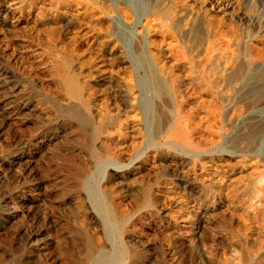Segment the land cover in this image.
<instances>
[{
  "label": "rangeland",
  "instance_id": "obj_1",
  "mask_svg": "<svg viewBox=\"0 0 264 264\" xmlns=\"http://www.w3.org/2000/svg\"><path fill=\"white\" fill-rule=\"evenodd\" d=\"M230 1L0 0V264H264V68L222 76L264 62V0Z\"/></svg>",
  "mask_w": 264,
  "mask_h": 264
},
{
  "label": "bare ground",
  "instance_id": "obj_2",
  "mask_svg": "<svg viewBox=\"0 0 264 264\" xmlns=\"http://www.w3.org/2000/svg\"><path fill=\"white\" fill-rule=\"evenodd\" d=\"M104 1V0H103ZM124 2H129L128 0H123ZM141 1H143V11H144V9L145 10H148V9H150L151 7H152V4H151V0H141ZM211 1V0H210ZM212 2H214L213 4H214V6H220V5H225L227 2L228 3H230V2H232V1H230V0H212ZM157 4H158V2H157ZM235 5V4H234ZM155 6V5H154ZM168 6V5H167ZM166 6V7H167ZM212 6V5H211ZM156 7V6H155ZM158 8L160 7V5H158L157 6ZM225 7V6H224ZM231 7H233V6H231ZM161 8V10H163V5L160 7ZM212 8V7H211ZM170 9V8H169ZM184 9V8H183ZM152 10V9H151ZM151 10H149V11H151ZM160 13H161V11H160ZM159 13V14H160ZM204 14V13H203ZM168 15V14H167ZM177 15V14H176ZM164 15L162 14V19H165L164 17H163ZM172 16H174V15H172ZM165 17H166V14H165ZM160 18H161V16H160ZM178 18H180V17H178ZM168 21V20H167ZM170 21H172V23L174 24V25H177L178 23H181V22H184V23H181V24H183L184 26H187L186 28H184L183 30H182V35L184 36V39H186V40H188V39H191L196 33L194 32V28H195V26H206V28H208L209 26H210V23H209V20L206 18V17H201V18H198V17H193V18H190V17H186L185 19H180V20H177V19H175V18H170ZM169 24V23H168ZM178 25H180V24H178ZM177 25V26H178ZM206 31V30H205ZM195 39V38H194ZM140 64L141 65H146V67H147V63L144 61V60H142L141 59V61H140ZM149 66V65H148ZM144 68H145V66H144ZM148 68V67H147ZM150 68V67H149ZM148 68V69H149ZM262 68H264V62H261V63H258V64H253L252 62H249V63H247V65H246V67L245 68H238V69H235V70H233L232 71V73H231V75H224V74H222V76L224 77V79L226 78V80L228 81V82H237V83H240V84H247V85H251L252 83H251V81H252V77L254 76V75H256L259 71H260V69H262ZM147 69V70H148ZM263 72H264V69H263ZM148 73H149V71H148ZM154 73V72H153ZM167 73V72H166ZM221 74V73H220ZM157 76V75H156ZM204 78H203V80L205 81V82H208V83H211L212 85H217V83H218V80L219 79H222V78H220V77H217V80H215V78L214 79H210L209 77H208V75L206 76V74L204 73ZM148 77V76H147ZM166 77V76H165ZM261 79H262V81H264V74L263 75H261ZM156 78V77H155ZM158 78H159V76H158ZM201 78V77H200ZM200 78H198L199 80H200ZM147 79H150V77L149 78H147ZM146 78L144 79V83H143V85L144 86H148V84H149V81L147 80ZM157 81V80H156ZM154 83V82H153ZM204 84V83H203ZM181 85H182V80L180 79V77H176V76H174V74L173 73H168L167 74V77L166 78H162V79H160L159 78V80L157 81V83H156V90L158 91V92H162V91H164L165 90V92L166 91H170V92H172L173 94H177L178 92H180V90H179V88L181 87ZM220 85V84H219ZM205 86V85H204ZM260 86V85H259ZM207 88V87H206ZM80 91L81 90H79V87L77 86V84L74 82V81H68V83H67V92L69 93V95L71 96V97H73V98H79V93H80ZM182 98V97H181ZM175 100H176V98H175ZM226 101V100H225ZM252 102V101H251ZM263 104V103H262ZM142 106H143V108H144V110H145V114H146V123H148V124H151L152 125V120H151V114H150V106H149V104L144 100L143 102H142ZM263 106V105H262ZM72 116H73V118L75 119V121L79 124V126L84 130L85 128H86V126L88 125V121H87V119L83 116V115H81V114H79V113H77V112H72ZM154 120V119H153ZM256 120V122H261V123H264V120L262 119V118H260L259 116L255 119ZM170 121V120H169ZM177 122H178V120H177ZM160 123V122H159ZM166 124V123H165ZM164 124V125H165ZM168 124V123H167ZM170 124H172L171 122H170ZM173 124H174V122H173ZM177 124V123H176ZM258 124V123H257ZM150 125V126H151ZM160 125L161 124H159V127H160ZM153 126V125H152ZM163 126V125H162ZM172 126V125H171ZM165 127V126H164ZM176 127V126H175ZM156 129V128H155ZM165 129H166V127H165ZM94 130V129H93ZM164 130V129H163ZM169 130V129H168ZM260 130V129H259ZM153 131H155V130H153ZM160 131V130H159ZM163 132V131H162ZM260 132V135H259V137H261V138H263L264 137V125H263V127H262V130H260L259 131ZM154 134H155V132H154ZM157 134H158V131H157ZM166 134H167V132H166ZM175 135V134H174ZM169 136V135H168ZM177 143V142H176ZM178 144H180V143H178ZM182 144V143H181ZM176 145V144H175ZM183 145V144H182ZM95 160L98 162V167L99 168H103L104 166H106V162L105 161H103V160H101L99 157H97V156H95ZM122 168H124V167H122ZM116 171V170H115ZM88 187V186H87ZM91 192V195H90V197H92L93 198V200L95 201V204H96V206H97V208L98 209H100L101 211H103L102 210V207H101V204H100V196H99V194L95 191V190H92V191H90ZM92 240V239H91ZM93 241V240H92ZM89 247V251H90V249H91V246L89 245L88 246ZM90 252H92V249H91V251ZM245 254V253H244ZM264 256V255H263ZM247 257V256H246ZM263 258V257H262ZM118 259H120V254H118V255H113V256H109L108 254H106V253H104L103 251H101V250H99L98 251V253H97V255L94 257V258H92L90 261H88L86 264H108V262L111 260V261H115V260H117L118 261ZM248 259V258H247ZM244 260V259H243ZM249 261L251 260V259H248ZM263 260V259H262ZM249 261H247V262H249ZM261 261V260H260ZM252 262V261H251ZM110 263V262H109ZM258 263V262H257ZM249 264V263H248ZM259 264H260V262H259Z\"/></svg>",
  "mask_w": 264,
  "mask_h": 264
}]
</instances>
